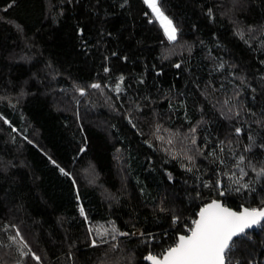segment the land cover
Masks as SVG:
<instances>
[{"label": "trees", "instance_id": "trees-1", "mask_svg": "<svg viewBox=\"0 0 264 264\" xmlns=\"http://www.w3.org/2000/svg\"><path fill=\"white\" fill-rule=\"evenodd\" d=\"M159 2L173 41L144 0H0V264H150L264 208V0Z\"/></svg>", "mask_w": 264, "mask_h": 264}, {"label": "snow or ice", "instance_id": "snow-or-ice-1", "mask_svg": "<svg viewBox=\"0 0 264 264\" xmlns=\"http://www.w3.org/2000/svg\"><path fill=\"white\" fill-rule=\"evenodd\" d=\"M144 3L155 15L168 40H175L177 28L162 10L159 0H144ZM91 87L99 88L100 85L93 84ZM60 171L68 175L63 168ZM258 174H264V169ZM262 220L264 210L245 208L242 212H236L223 207L218 201H212L201 209L199 219L192 221L194 227L188 229L189 235H180L176 245L170 247L162 258L149 255L147 259L152 264H231L230 254L240 242L234 238H246V229L260 224ZM120 235L127 233L121 232ZM35 258L39 260V257Z\"/></svg>", "mask_w": 264, "mask_h": 264}, {"label": "water", "instance_id": "water-1", "mask_svg": "<svg viewBox=\"0 0 264 264\" xmlns=\"http://www.w3.org/2000/svg\"><path fill=\"white\" fill-rule=\"evenodd\" d=\"M212 201H218L219 203L222 204L223 207H226V208H228V209H230V210H232V211H236V212H242L245 208H247V209H253V207H251V206L243 205V206L241 207V209L237 210V209H234V208H232V207H230V206L225 205L224 201L221 200V199H215V200H212ZM212 201H210V202H208L207 204H205L202 208H204L206 205L210 204ZM202 208H201V209H202ZM255 209H258V208H255ZM260 210H264V208H262V209H260ZM198 219H199V217H198ZM262 222H264V220H262V221L260 222V224H261ZM260 224H258V225H254L253 227L246 229V232L249 231V230H256V229H258L259 226H260ZM184 235H189V234H184ZM235 239H236V238H234V240H235ZM166 252H167V251H166ZM166 252H165V254H166ZM150 255H153V254H150ZM148 256H149V255H148ZM148 256L145 257V260H146L147 262H149L150 264H152V262H151L150 260L147 259ZM153 256H157V255H153ZM157 257H158V258H162V256H157Z\"/></svg>", "mask_w": 264, "mask_h": 264}, {"label": "built area", "instance_id": "built-area-1", "mask_svg": "<svg viewBox=\"0 0 264 264\" xmlns=\"http://www.w3.org/2000/svg\"><path fill=\"white\" fill-rule=\"evenodd\" d=\"M190 227H194V225L193 224H192V226L189 225V226L186 227V229L188 230ZM188 233H189V231H188Z\"/></svg>", "mask_w": 264, "mask_h": 264}, {"label": "rangeland", "instance_id": "rangeland-1", "mask_svg": "<svg viewBox=\"0 0 264 264\" xmlns=\"http://www.w3.org/2000/svg\"><path fill=\"white\" fill-rule=\"evenodd\" d=\"M176 35H177V33H176ZM176 39V38H175ZM173 41V40H172Z\"/></svg>", "mask_w": 264, "mask_h": 264}]
</instances>
